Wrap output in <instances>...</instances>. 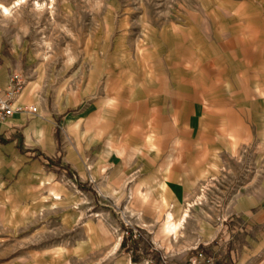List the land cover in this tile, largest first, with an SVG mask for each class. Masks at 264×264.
Segmentation results:
<instances>
[{
	"label": "crops",
	"instance_id": "crops-1",
	"mask_svg": "<svg viewBox=\"0 0 264 264\" xmlns=\"http://www.w3.org/2000/svg\"><path fill=\"white\" fill-rule=\"evenodd\" d=\"M263 6L196 0L144 35L134 66L117 79L105 71L102 89L55 98L24 89L11 102L24 111L0 119V208L14 190L47 188L52 207L62 203L67 184L45 165L56 158L78 184L154 225L159 249L172 247L191 208L201 209L200 187L264 146ZM3 42L0 30L2 95L10 78ZM257 176L236 209L249 228L264 230V174Z\"/></svg>",
	"mask_w": 264,
	"mask_h": 264
},
{
	"label": "rangeland",
	"instance_id": "rangeland-1",
	"mask_svg": "<svg viewBox=\"0 0 264 264\" xmlns=\"http://www.w3.org/2000/svg\"><path fill=\"white\" fill-rule=\"evenodd\" d=\"M17 1L0 0L9 8V13L0 9L9 84L20 82L18 95L30 87L52 98L77 88L89 91L95 83L102 89L105 71L112 69L117 79L120 68L135 65L144 35L196 3L26 0L14 5ZM245 156L200 187L195 203L201 209L191 208L166 250L154 243V225H144L121 201L81 190L69 169L49 159L58 165L49 166V160L45 165L67 184L66 196L53 208L47 188L8 195L7 209L0 208V264H130L134 245L141 257L136 264H264V230L249 228L236 209L241 194L264 174V146ZM130 228L136 237L123 250ZM205 235L212 238L202 245ZM148 242L157 257L147 252Z\"/></svg>",
	"mask_w": 264,
	"mask_h": 264
},
{
	"label": "built area",
	"instance_id": "built-area-1",
	"mask_svg": "<svg viewBox=\"0 0 264 264\" xmlns=\"http://www.w3.org/2000/svg\"><path fill=\"white\" fill-rule=\"evenodd\" d=\"M15 79H11L9 86L5 89L4 95L0 92V119L5 120L6 117L11 116L15 113H21L24 108H14L11 104L12 100L19 94L20 88H16L18 84H14ZM29 111L36 113L37 108H29ZM132 229V228H131ZM130 232H126V236H129ZM136 237L135 230H132V237ZM201 256V255H200Z\"/></svg>",
	"mask_w": 264,
	"mask_h": 264
},
{
	"label": "trees",
	"instance_id": "trees-1",
	"mask_svg": "<svg viewBox=\"0 0 264 264\" xmlns=\"http://www.w3.org/2000/svg\"><path fill=\"white\" fill-rule=\"evenodd\" d=\"M18 149L21 150V147L18 146ZM48 165H49V166H53V165H58V164H55L54 160H53V161L49 160V161H48ZM79 188H80L81 190H84V189H85V186L79 185ZM129 232H130V235L127 236V237L124 239V241H123V243H122V245H121V248H122L123 250H127V244H128V242H129V240H131V239L134 238V237H132V229H131V228H130ZM134 246H135V249H134V251L132 252V253H133V255H132V262L136 263V262H138V261L141 259V257H140L139 255H137V253H135L136 250H137V248H138V245H134ZM146 247H147L146 250H147L148 253H152V256H154V257H157V256H158V252H156V251L154 250V248H152V245L150 244V242H148V243L146 244ZM158 259H159V258H158Z\"/></svg>",
	"mask_w": 264,
	"mask_h": 264
},
{
	"label": "bare ground",
	"instance_id": "bare-ground-1",
	"mask_svg": "<svg viewBox=\"0 0 264 264\" xmlns=\"http://www.w3.org/2000/svg\"><path fill=\"white\" fill-rule=\"evenodd\" d=\"M26 0H18L14 5H19V4H21V3H23V2H25ZM0 9L4 12V13H9V8L8 7H6L5 5H0Z\"/></svg>",
	"mask_w": 264,
	"mask_h": 264
}]
</instances>
